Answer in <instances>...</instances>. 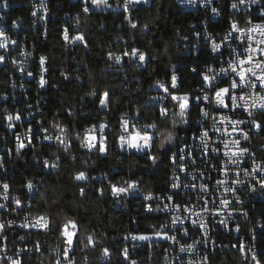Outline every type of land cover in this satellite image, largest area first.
<instances>
[{
    "label": "trees",
    "instance_id": "16d2710c",
    "mask_svg": "<svg viewBox=\"0 0 264 264\" xmlns=\"http://www.w3.org/2000/svg\"><path fill=\"white\" fill-rule=\"evenodd\" d=\"M14 2L15 5L6 11L0 9V24L18 41L10 50V56L18 57L21 52L24 55H20L22 60L19 65L0 64V95L11 90L13 81L15 84H25L32 98L36 93L42 96L40 117L43 124H62L73 134L82 132L88 126L97 125L98 128L105 123L112 133H116H109L107 136L106 155L87 152L75 143L68 152L63 153L60 169L46 174L34 202V209L38 214H48L53 219L54 230L44 236L51 246L60 242L55 225L66 215L78 216L82 238L95 230L98 246L93 251L77 244L74 264H104L100 259V249L103 247H108L111 253L104 258L107 264H122L123 235L128 230L148 233L159 218L156 214L145 212L144 206L149 205L150 201L131 198L124 202L123 197L117 198L112 194L109 182L121 183L130 178L139 182L138 189L141 191L163 192L167 187L168 158L172 146L165 155L160 151V138L155 139V146L150 154L160 157L156 164L144 152L121 153L116 143L120 117L123 113L135 115L141 109V121H156L161 129L171 128V116L168 121L161 122L158 113L153 115V109L145 107V100L152 93L147 86L168 77L167 67L179 60V56L175 54V43L182 38L188 25L196 17L183 10L174 0H151L149 4H138L134 8L133 16L138 27L131 28L124 22L123 13L118 9H106L101 5L93 6L85 13L84 4L80 1L48 0V9L53 18L47 22L44 32L42 26L32 28V0ZM258 7L260 6L257 5L255 10ZM191 11H200V5ZM66 14H77L79 31L85 36L87 47L81 43L71 47L61 38L62 18ZM228 16L239 17V13L228 8ZM231 20L237 21V18H230ZM13 21L19 23L16 31L11 26ZM71 21L70 17L67 20L68 26ZM219 21L218 29L222 30L228 24L227 16H221ZM210 28L217 29V26L211 24ZM127 45L147 53L143 65L137 61L116 64L108 59L109 52H120ZM41 55L47 58L45 78L48 83L38 92L36 84ZM21 64L26 69L24 73H18ZM27 72L33 73L32 78H26ZM180 73L185 80L181 82L179 91L192 89L196 85V78L190 68H183ZM65 75L70 79L65 80ZM93 91L97 92L96 96L89 95ZM105 91L109 92L112 101L109 109H103L99 104L100 96ZM168 107L171 113L179 111L178 105L173 107L169 103ZM196 112L197 107L191 105L187 113L191 122L195 120ZM176 130L178 133L181 131L179 128ZM256 143L262 145L264 154V131ZM79 171H86L90 179L87 182L74 180V175ZM19 173L20 181H23L25 173L23 170ZM104 174L108 177L105 178ZM92 177L96 179H91ZM21 183L18 181L14 184ZM80 187L86 190L84 196L80 195ZM99 188L104 189L103 196L100 195ZM116 203H119L117 208ZM85 256L88 261L84 260ZM40 257L44 261H36L34 264L54 262L48 251ZM226 258L227 255H217L215 264H229L225 261Z\"/></svg>",
    "mask_w": 264,
    "mask_h": 264
},
{
    "label": "built area",
    "instance_id": "2783aa9c",
    "mask_svg": "<svg viewBox=\"0 0 264 264\" xmlns=\"http://www.w3.org/2000/svg\"><path fill=\"white\" fill-rule=\"evenodd\" d=\"M82 3V0H76ZM116 1V2H114ZM149 1L142 2L139 4H149ZM176 4H178L183 10L188 11L195 15V20L192 21L188 25V30L184 33L182 38L175 43V54L179 56V60L170 64L167 67V74L168 77L162 79L166 83V86L170 85L171 83V76L173 74V69L171 65H175V74L178 77V87L180 88V84L182 81L185 80L182 77L180 70L183 68H190V72L192 75H195L196 85L186 91L181 92L179 91L178 94H190L192 96V104L197 105V101L195 97L202 96L204 92L209 91V89L201 82L202 77L200 73L205 72L206 69L211 66L214 70H219L221 67L227 68V64L222 63V58L219 55H215L211 51V43L214 40L216 43H221V38L225 36L229 29H230V18H237L239 26L241 28H248L251 25L247 24L249 17H252L253 24H258L261 21H264V15L261 14H254V5L248 4L247 10L241 9L239 10V17H230L228 16V8L230 7L231 0L224 1V0H214V2L208 6H202L197 0L196 4H200V11H191V4L181 3L180 0H174ZM33 7L31 10V17L34 19V23L32 28H37L38 26H42L44 32L46 31V24L53 18L51 12L48 9V13L45 14L42 9L38 6L41 3V0H32ZM110 7L104 6L106 9H118L123 13V20L124 22L131 27L130 21L125 19V16H130L131 22H135L133 16V10L138 4H131L129 5L130 11L125 13L124 11V4L125 0H108ZM264 3V0H261ZM7 7L0 6V9L6 11L9 9L10 6H14V0H6ZM46 7L48 8V0H45ZM19 5V3H16ZM116 5V6H115ZM89 7H93L89 5ZM211 7H216L220 9L219 15L214 16L211 13ZM37 12V16H32L33 11ZM226 15L228 19L227 26L219 30L218 26L220 24L221 16ZM41 16L45 18L43 20L40 19ZM71 17L72 21L71 24L67 25V20ZM77 14L69 15L66 14L62 18L61 24V38L63 39V32L64 29L67 27L69 29V33L71 36H75L80 34L79 27L80 24L77 23ZM12 29L14 31L17 30V23L16 26H13V22L11 23ZM211 24H215L217 29H211ZM195 25V27H192ZM75 26V27H73ZM132 28V27H131ZM27 29V28H26ZM0 32H4V34L9 37L10 40H15L12 38L10 33L7 31V28L1 23L0 24ZM208 32L211 34V39H206L204 33ZM196 33H200V36L197 37ZM256 39H260L259 35L253 33ZM186 38V39H185ZM64 40V39H63ZM65 41V40H64ZM66 42V41H65ZM67 43V42H66ZM79 42L74 43H67L69 46L74 47ZM231 47L235 48L239 41L233 43L231 41L228 42ZM253 46H255V41L251 42ZM14 45H8V51L6 52L4 49H0V55L7 56V63L8 65H12V60L15 59L18 61L16 65L21 63V56L18 53V57L10 56V50L13 48ZM247 43H245V47ZM132 47L127 45L123 48L122 51L114 53V55H122L125 50L130 51ZM42 56V55H41ZM44 56V55H43ZM40 58V57H39ZM224 58H230V54L225 51ZM264 59V57H260ZM114 61V59H113ZM130 61H138V59H130L129 57H122V62L129 63ZM47 62V58H46ZM45 62V67L47 69ZM115 62V61H114ZM4 65V64H2ZM40 62H39V75H38V84H36V89L38 92L43 90V88L39 87V77H40ZM195 69V71H193ZM18 73H21L18 71ZM46 74V73H45ZM211 75V73H208ZM27 79L32 78L26 75ZM46 79V78H45ZM232 79V76H228L226 79L223 80L222 83L218 84V87H227ZM156 82V81H155ZM151 83L148 84L147 89L152 91L148 95L145 100V103L151 104L152 101L149 100V97L156 96L158 93H161L162 90L158 88L151 87L155 84ZM21 84H16V87H11V90L8 93H4L2 95H6L7 99H0V159L4 164V168L0 169V185L3 183L9 184L8 190V200H4L3 196L0 195V203L6 205V209H0V222L7 224L8 221H13V223L8 226L2 235H0V264H9L7 257H16L17 249L18 248H33L37 243L40 245L39 252H28L23 255V264H34L36 261L38 263H42L44 258L40 257L41 254H45V251H48L51 254L55 264L57 259V252L53 251V249L59 248L60 251H63V244L62 242H58L53 244L52 246L48 244L42 230L39 229H26L22 228L21 225L26 222H31L32 217L39 216L42 214H38L34 209V202L38 195L39 189L43 186L44 180L47 173L50 172H57L60 169L61 161L63 158V153L68 152L75 143H78L81 147V140L76 139L77 134H80L81 139L83 138V134L91 126H88L83 129L82 132H76L71 134L67 130V135L70 138V148L65 151L63 145H60L55 140H44L43 136L46 134L42 131V129H47L48 134L53 135H60L59 128H57L53 123L43 124L42 119L40 117V105L42 102V96L39 93H36L34 98L29 95L28 88L25 87V84H22L23 87H20ZM250 89H242L240 90L237 95H249ZM215 89L211 90V95L214 98ZM206 103V102H205ZM190 105V106H191ZM203 106L201 104L197 107V112L195 115V120L191 122L189 125H185L186 131H179V137L174 140L172 145V150L169 153V175L167 181V187L163 192H151L153 194V198L150 200L151 207L153 211H145L150 214H156L159 218L156 225L151 227V231L153 227L156 230L169 232V235H177L179 239V243H176L172 240H164V239H152L149 242H136L132 240H124L121 252L125 245L129 248V255L131 260H134L136 264H189V261H194L195 264H202L201 257L205 254L210 258V264H215L217 255H227L225 259L226 262L229 264H252L251 261V254H242L239 250V247H232V245L239 246L241 240L245 242L248 247L255 246L258 252V258L261 260L262 264H264V229L258 227V222H264V195H261L259 192L256 194H250L248 191V182L251 180V177H244L242 173L239 177H237V173L241 171L242 168H248L251 170L252 163L251 157L248 158V161L241 162L240 168L238 169L235 165H225L224 161L227 157L224 156V152L227 149L224 147V143L222 141H230L233 137L239 138L240 133H233L232 136H225L223 133V128L227 126V122L224 125H220L221 131L215 132L212 134L210 131V137L212 141H215V144L220 148L219 153L213 154L214 156H219V159H208L205 160L203 156H201V149L195 148V145H199V139L194 137V133L196 136L199 135V131L201 128L210 129L212 128L213 119H219L221 115H227L230 119H243L247 120V113L243 110H237L234 114L230 111H223L222 113H212L207 119V123L198 124L200 120V107ZM212 106H209V110H211ZM7 113L16 114L20 113L21 120L20 121H13L15 127L14 130H10L7 127V121L3 118ZM187 115V114H186ZM133 117L135 115H132ZM258 119H261L259 115H257ZM132 122H135L134 120ZM105 124V123H102ZM139 124L144 125L147 124L139 119ZM31 126L33 129V145L22 149L20 155L16 154V136L17 134L24 136L27 132L28 128ZM65 127V126H64ZM245 131H248V128L244 125H241ZM66 128V127H65ZM67 129V128H66ZM151 131V129H149ZM261 132L256 135L253 133L250 141L242 142L241 147H247L251 150V152L255 153V158L257 161H260L264 158V154H262L263 147L260 144L256 143L257 138L260 136ZM183 139H180V138ZM184 141H187V144L190 149L195 151V157L197 160L196 165H188L187 173H191V175H187L184 172H179L178 170L174 173L173 169L179 167V165H173L171 162L170 157L172 153L178 152L180 148H184L185 144ZM26 142V141H25ZM178 145V147H177ZM118 149L123 154H129L132 151L137 152L138 154H142L143 152H138L135 149L124 148L121 149L117 144ZM82 148V147H81ZM11 149V155L8 154V150ZM87 152L90 153H99L98 149L89 151L87 148H83ZM55 154V155H53ZM59 156V167L58 168H44L43 161L47 159L50 163L55 160V157ZM228 167L232 169L227 175L222 174V168ZM23 170L25 176H23V181H20V173L19 171ZM203 172L204 176L201 177L200 173ZM179 177L177 180L175 177ZM105 177V176H104ZM108 175H106V178ZM101 178V176H98ZM236 178L244 179L246 182L244 185L236 186L232 184V181ZM31 180L35 185V188L32 192H29L27 187L25 186L27 181ZM224 180V185L216 184V181ZM22 182L21 184H14L15 182L18 183ZM126 181H133L130 178L125 179L122 182ZM121 183H113L119 184L120 186H125ZM173 183H178L181 185L178 189H171V185ZM195 183L200 185L202 183H207L210 188V193H201L199 192L198 188L196 190L191 189V187H184V185H191ZM226 187H238L237 195L240 197V202L235 200L231 192H225L224 189ZM82 187L79 188V190ZM100 189V188H99ZM4 189L0 187V193H3ZM149 192H144L139 189L136 191H131L129 194H121L120 196L123 197L124 202L131 200V198H137L141 201L144 199V196L147 195ZM173 193H179L178 195L174 196L175 204L181 205L180 209L175 208L173 205L169 203L166 199L167 195H172ZM120 196H116L119 198ZM203 196L204 199L200 197ZM13 197L18 198L22 201V205L17 207L15 205ZM159 197H165L164 199H159ZM221 199H228L231 201V204L225 208L223 205L220 204ZM209 201V206L211 207L213 202L215 204V208L219 209V214L211 215L209 213H205L202 211L204 206V201ZM164 204H169V208L165 210H158L157 205L160 206V209H163ZM116 208L119 207V203L115 204ZM146 206H144L145 210ZM15 209V210H13ZM185 209H190L191 211H186ZM242 210H247L248 215L245 217L243 216ZM229 213L231 214L229 216ZM199 214V215H197ZM175 215H180L181 217H189L188 219L184 220V226L188 229V235L184 236L182 234V229L179 224L175 227L179 229L177 232H173V226L171 224V220ZM203 218L208 222V234L204 236L202 232L198 230V226H194L191 224V220H197ZM221 219H225L228 222L229 227H223L219 221ZM166 225V229H161L160 225ZM239 225L240 231L236 232L234 229ZM150 231V232H151ZM129 233H137L139 232L128 230L124 235H128ZM255 235V239L253 240L252 237ZM7 237L6 240L3 237ZM20 237L24 239L21 240ZM199 240V243L196 241ZM195 243V249L192 252H180L179 249L181 245H189ZM227 245V247H224ZM6 246V248H5ZM167 250V254H166ZM44 252V253H42ZM45 257V256H44ZM178 257V258H177ZM122 264H130V261H125L123 256L121 255ZM74 264V262H73Z\"/></svg>",
    "mask_w": 264,
    "mask_h": 264
},
{
    "label": "snow or ice",
    "instance_id": "6c2138e0",
    "mask_svg": "<svg viewBox=\"0 0 264 264\" xmlns=\"http://www.w3.org/2000/svg\"><path fill=\"white\" fill-rule=\"evenodd\" d=\"M142 0H125L124 4V11L128 13L130 11L129 5L131 4H139ZM143 2H147V0H143ZM181 3H187L195 5L197 0H180ZM202 6L208 5L210 6L214 0H199ZM84 4L83 11L88 13L90 11L89 5L99 7L101 5L110 7L108 0H82ZM259 5L261 8V15H264V3L261 0H231L230 7L233 10H241L242 8L247 10L248 4ZM0 6L7 7L6 0H0ZM40 9L43 10L45 14L48 13V8L46 7L45 0H41L40 5L38 6ZM220 9L216 7H211V13L216 16L219 15ZM32 16H37V12L34 10L32 12ZM45 17L41 16L40 19L43 20ZM126 20L130 21L131 27L136 28L138 25L135 22H131L130 16H125ZM79 23V21H77ZM230 29L228 33L221 38V43H216L214 40L211 43V51L215 55H219L222 58V63L227 64V68L221 67L218 71L214 70L211 66H209L205 72L200 73L202 77V83L209 89V91L204 92L202 96L195 97V100L198 102L197 105L203 106L200 107V120L198 124L207 123V119L212 116V113H222L223 111L227 110L232 112L233 114L237 110H243L247 113V120L243 119H230L227 115H221L219 119H213L212 128L206 129L201 128L199 131V135L196 136L194 133V137L199 139L200 144L195 145V148L201 149V156L204 157L205 160L208 159H219V156H214L213 154L219 153L220 148L215 144V141L211 140L210 131L212 134L215 132L221 131L220 125H224L227 122V126L223 128V133L225 136H232L233 133H240L239 138L233 137L230 141H222L224 143V147L227 149L223 154L227 159L224 161L225 165L231 164L235 165L238 169L240 168L241 162H247L248 158L251 157L252 167L251 170L248 168H242L240 172L237 173V177L242 175L244 177H251V180L248 182V191L250 194H256L259 192L261 195H264V158L260 161H257L255 158V153L251 152V150L247 147H241L242 142L250 141L253 133L258 135L260 132L264 131V59L260 57H264V21H261L258 24H253L252 17H249L247 24L251 25L248 28H241L239 26L238 21L231 20L229 21ZM17 25V21H13V26ZM75 27V26H73ZM147 28V25L144 26ZM192 27H195L193 25ZM256 33L259 35L260 39H256L253 35ZM197 37L200 36V33H196ZM206 39H211V34L208 32L204 33ZM63 39L67 43H74L79 42L83 44L84 47L88 46L87 40L85 36L80 33L75 36H71L69 33V29L66 27L63 32ZM186 39V38H185ZM229 41L235 43L239 41L235 48L231 47L228 43ZM255 41V46L251 42ZM16 45L18 41L10 40L4 32H0V49H4L6 52L8 51V45ZM245 43L247 46L245 47ZM227 51L230 54V58H224V52ZM21 56L24 55L23 52L20 53ZM122 57H129L130 59H138L139 63L143 65L146 62L147 53L141 51L137 48H132L130 51L125 50L122 55H114L112 52L108 53V59L115 61L116 64H120L122 61ZM40 77H39V87L43 88L48 81L45 79V73L47 71L45 67L46 57L40 56ZM7 63V56L0 55V64ZM18 63L17 60L13 59L12 64L16 65ZM173 69V74L171 76V83L170 85L166 86V83L161 80H157L154 85L151 87L161 89L162 92L158 93L156 96L149 97V100L152 101L151 104L146 103L145 107H149L153 109V115L158 113V118L161 122L168 121L169 117L171 116V128H164L161 129L159 124L156 121L151 123H147L144 125L139 124V119L143 115V111L138 109L133 117L130 113H123L120 117V124H119V133L118 139L116 143L121 149L129 148L135 149L138 152H144L148 155V159L153 163L156 164L159 156L151 155L150 151L155 146V139L157 137L160 138V149L165 148V142L169 144L172 141L176 140L179 137V133L176 130L179 128L182 131H186L185 125H189L191 123L190 119L186 115L190 111V105L192 104V97L190 94H183L180 95L179 87H178V77L175 74L176 66L173 64L171 65ZM19 71L24 73L26 69L21 64L19 67ZM195 71V69H193ZM208 73H211L209 75ZM27 75L31 77L33 75L32 72H27ZM228 76H232V79L227 87H218L219 83H222L224 79ZM65 80L70 79L68 76L63 77ZM77 79H80L77 77ZM12 87H16L15 82L13 81ZM20 87H23L21 84ZM215 89L214 98L211 95V90ZM242 89H250L249 95H237V93ZM259 89V91H257ZM91 96H96L97 92L93 91L89 93ZM6 95H0V99H7ZM206 102V103H205ZM111 97L108 91H105L99 100L100 107L103 109H109L111 106ZM169 103L176 107L179 106L178 113H171L168 107ZM212 106L211 110H209V106ZM158 106V107H157ZM3 117L8 123L7 127L10 130H14V123L13 121H20L21 115L20 113L11 114L7 113ZM257 115L262 119H258ZM135 122H132V121ZM244 125L248 128V131H245L244 128L241 127ZM57 128H59L60 135H53L48 134L47 129H42L44 133L43 136L44 140H55L60 145H63L65 151L70 148V138L67 135V129L62 124H56ZM151 129V131H149ZM111 133L116 135V133H112L111 129L106 124H100L97 128V125H92L83 134V138L81 139L80 134H77L76 139L81 140V147L87 148L89 151L97 150L100 154H107V136ZM180 139H183L182 137ZM16 154L19 156L22 149L33 145V129L31 126L28 128L27 132L24 136L17 134L16 136ZM26 141V142H25ZM184 148H180L178 152L172 153L170 157L171 162L173 165H179L178 169L174 168V173L178 170L179 172H184L187 175H191V173H187L188 165H196L198 162L195 157V151L189 148L187 141H184ZM178 147V145H177ZM8 154L11 155V149L8 150ZM55 155V154H53ZM165 155L167 152L165 151ZM59 156L55 157V160L51 163L45 159L43 161V167L48 168H58L59 167ZM87 162L85 161V164ZM4 168V164L2 159H0V169ZM222 174L227 175L232 169L228 167L222 168ZM107 174H104L106 178ZM200 176L203 177L204 173L201 172ZM177 180L179 177H175ZM89 176L86 171H79L74 175V180L80 182H87L89 180ZM91 179H96L92 177ZM244 179L236 178L232 181L233 185L240 186L245 184ZM138 181H126L122 182L125 186H120L119 184H113L109 182V186L111 188V192L114 196H120L121 194H129L131 191H136L138 189ZM224 180L216 181L218 185H224ZM29 192H32L35 188V185L31 180L27 181L26 185ZM4 189L3 193L0 195L3 196L4 200H8V190L9 184L3 183L0 185ZM181 185L178 183H173L171 185V189H178ZM184 187H191V189L196 190L198 188L199 192L201 193H210L211 188L207 183H202L197 185L192 183L191 185H184ZM85 188L80 189V195H85ZM101 196L104 195V189H98ZM225 192H231L233 197L237 202H240V197L237 195L238 187H226L224 189ZM179 193H173L172 195H167L166 199L169 201L171 205L175 208L180 209L182 206L175 204L174 196L178 195ZM153 198V194L149 192L147 195L144 196L145 201H150ZM165 197H159V199H164ZM204 199L203 196L200 197ZM15 202L17 207L22 205V201L18 198H12ZM220 204L227 208L231 201L228 199H221ZM169 208V204H164L163 209H160V206L157 205L158 210H165ZM0 209H6V205L0 203ZM15 210V209H13ZM186 211H191L190 209H185ZM145 211H153L151 204L147 205ZM203 212L209 213L211 215L219 214V209L215 208V204L213 202L212 206H209V201H204V206L202 209ZM243 216H247V210H242ZM199 215V214H197ZM231 214L229 213V216ZM189 217H181L180 215H175L171 220V224L173 226L172 231L177 232L175 226L179 224L181 226L182 234L184 236L188 235V229L184 226V220L188 219ZM13 221H8L7 224L0 222V235L3 234L5 229L10 226ZM219 223L228 228V222L225 219H221ZM191 224L194 226H198V230L207 236L208 234V222L204 220L202 217L197 220H191ZM258 227L264 229V222H258ZM22 228L26 229H39L43 230L45 233L52 232L54 230L53 226V219L49 217L48 214L39 215L32 217L31 222H26L21 225ZM166 225H160L161 229H166ZM55 230L58 231L59 235L57 237L63 244V251L61 252L59 248L53 249V251L57 252V259L55 264H73L75 260L74 252L76 250V245H81L82 248H91V250H95L98 246V242L95 239V230L93 232L88 233L87 235L83 236L81 233V224L79 221L78 216H64L62 221L55 225ZM236 232L240 231V226L237 225L234 229ZM160 238L164 240H172L176 243H179V239L177 235H169L167 230L160 231L156 230L153 227V230L148 233H129L123 237L124 240H132L136 242H149L152 239ZM4 240L7 237H3ZM23 240V237H20ZM252 239H255V235H253ZM200 241L197 240L196 243ZM227 247V245H224ZM232 247H239V250L242 254H251V261L252 264H262L261 260L258 258V252L253 245L252 247H248L243 240H241L239 246L232 245ZM6 248V246H5ZM195 249V243L189 245H181L179 251L180 252H192ZM4 250V249H0ZM39 252L40 245L37 243L33 248H18L16 257H7L9 264H23V255L28 252ZM167 254V250H166ZM111 255L110 249L108 247H103L100 249V259L104 261V264H107V261L104 258H107ZM121 255L123 256L125 261H130V264H136L134 260H131L129 255V248L127 245L123 248ZM178 258V257H177ZM85 261H88V257H84ZM202 264H210V258L208 255H204L201 257ZM189 264H195L194 261H189Z\"/></svg>",
    "mask_w": 264,
    "mask_h": 264
},
{
    "label": "bare ground",
    "instance_id": "6f19581e",
    "mask_svg": "<svg viewBox=\"0 0 264 264\" xmlns=\"http://www.w3.org/2000/svg\"><path fill=\"white\" fill-rule=\"evenodd\" d=\"M198 5H200V4H195V5L191 4V9H196L198 7ZM256 6L257 5H254V14H261V8L258 7L257 10H255ZM230 9L233 10L232 8H230ZM233 11L236 13H239V11H237V10H233ZM257 91H259V89H257Z\"/></svg>",
    "mask_w": 264,
    "mask_h": 264
},
{
    "label": "rangeland",
    "instance_id": "374dc122",
    "mask_svg": "<svg viewBox=\"0 0 264 264\" xmlns=\"http://www.w3.org/2000/svg\"><path fill=\"white\" fill-rule=\"evenodd\" d=\"M174 141H172L171 144H169L168 142H165V148L164 149H160L161 153H165V151H167L168 148H170L172 145H173ZM159 144H160V141H159ZM153 239H160V238H156L154 237Z\"/></svg>",
    "mask_w": 264,
    "mask_h": 264
}]
</instances>
